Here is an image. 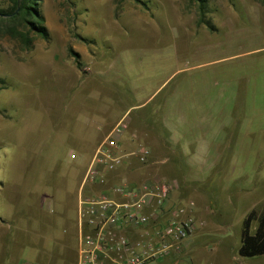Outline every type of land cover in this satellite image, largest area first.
Segmentation results:
<instances>
[{"label":"rangeland","instance_id":"rangeland-1","mask_svg":"<svg viewBox=\"0 0 264 264\" xmlns=\"http://www.w3.org/2000/svg\"><path fill=\"white\" fill-rule=\"evenodd\" d=\"M39 3L48 40L0 38V264H75L81 180L124 114L127 150L150 156L122 175L172 185L170 202L193 201L203 223L178 258L264 264L238 255L243 218L264 209V3L206 0L203 22L193 0ZM200 136L212 157L222 146L210 170L190 152Z\"/></svg>","mask_w":264,"mask_h":264},{"label":"built area","instance_id":"built-area-1","mask_svg":"<svg viewBox=\"0 0 264 264\" xmlns=\"http://www.w3.org/2000/svg\"><path fill=\"white\" fill-rule=\"evenodd\" d=\"M124 115L98 143L85 169L76 208L75 264H149L171 253L180 255L203 224L194 215L193 201L170 204L172 185L160 179L146 180L141 186L123 181L103 188L107 173L130 158L144 164L150 156L142 144L130 151L122 144L130 130ZM137 138L131 131V139ZM166 214L168 220L163 222Z\"/></svg>","mask_w":264,"mask_h":264},{"label":"trees","instance_id":"trees-1","mask_svg":"<svg viewBox=\"0 0 264 264\" xmlns=\"http://www.w3.org/2000/svg\"><path fill=\"white\" fill-rule=\"evenodd\" d=\"M40 0H0V38L17 42L23 51L33 48L35 38L48 40L49 33L40 11ZM199 3L200 21L203 22V9L206 0H193ZM264 3V0H256ZM3 15H9L7 17ZM68 54L80 69L78 54L68 48ZM4 80L0 79V88ZM1 220V219H0ZM238 255L242 258L264 256V209H251L241 223Z\"/></svg>","mask_w":264,"mask_h":264},{"label":"crops","instance_id":"crops-1","mask_svg":"<svg viewBox=\"0 0 264 264\" xmlns=\"http://www.w3.org/2000/svg\"><path fill=\"white\" fill-rule=\"evenodd\" d=\"M116 124V123H115ZM114 124V125H115ZM130 124H131V122H130ZM113 126V125H112ZM112 126H110L109 128H108V130L106 131V132H104L103 134H101V136H100V138H99V140L97 139V142H96V144H95V146H94V150H95V148H96V146L98 145V143L104 138V136L107 134V132L109 131V129L112 127ZM137 126L135 125V124H131L130 125V130L128 131V132H126L125 133V135L123 136V138H122V144L124 145V147L127 149V148H129L130 147V143L129 142H131L132 143V139H131V131H132V129L133 128H135V129H137L136 128ZM135 131V130H134ZM140 131V130H139ZM141 132V131H140ZM141 134H142V132H141ZM143 135V134H142ZM144 136H145V134H144ZM201 137V140H199V141H196V140H193V143H191L192 145H191V149H190V152H191V155L193 154H195V153H197V152H199L201 149L203 150V151H205V152H207V154L208 155H210L209 154V152H208V148L206 149V147H205V145L208 143V140H207V138H205L204 136H200ZM160 138V137H159ZM210 141H211V139H209ZM160 142V141H159ZM164 146H165V149L167 148L168 150H170V151H172V153L174 152H178V150H171L170 148H169V144L168 143H162ZM216 145V144H215ZM198 146V147H197ZM152 147V150L154 149L153 148V146H151ZM166 149V150H167ZM93 150V151H94ZM215 150L217 151V153L212 157L211 155V162H210V164H209V166H208V169L210 170V169H212L213 167H214V165H215V163L219 160V158L221 157V154H222V146H221V143L220 144H218V145H216V147H215ZM180 152V151H179ZM93 153V152H92ZM181 154V153H180ZM181 156L183 157V155L181 154ZM166 158H164V160H160L159 161V163L161 162H166ZM129 165V162H126L125 164H123V165H121L120 167H118L117 169H115L114 171H111V172H109V173H107V175H106V181H105V183H104V185H103V188H110V187H112V186H115V185H118V184H120L121 182H123V181H129V182H131V183H134V184H136L137 186H141V184L144 182V181H146V180H143V181H140V180H138V179H135V176L134 175H131V174H129V175H126V176H123L122 174H125L127 171H125L124 170V168L126 167V166H128ZM204 173V172H203ZM209 177V176H208ZM207 178V177H206ZM205 178V179H206ZM196 180V182H199V181H201V182H203V181H205L203 178H201L200 180L199 179H195ZM81 182H82V180H81ZM190 201V200H189ZM170 204H172L173 205V203L172 202H170ZM177 205V204H176ZM176 205H174V206H176ZM168 220V214H166L165 216H164V218H163V222L164 221H167ZM134 236V235H133ZM78 240V239H77ZM78 242V241H77ZM188 243V242H187ZM78 244V243H77ZM1 247H2V245H1ZM178 256L179 255H177V254H174V253H171V254H169V255H167L166 257H164V258H162V259H160L159 261H157V262H153V263H149V264H188V261H189V259L188 258H182V260L180 259V258H178ZM77 257H78V246H77V254H76V260H77ZM27 259V258H26ZM26 259H24L23 257H21V258H19V259H17V261H19V263H17L16 261H14V259L12 260V262L10 261V262H8V260H6L5 262H3L2 264H30V261H28V260H26ZM16 260V259H15ZM31 260H33V259H31ZM76 260H75V263H76ZM192 263V262H191Z\"/></svg>","mask_w":264,"mask_h":264},{"label":"water","instance_id":"water-1","mask_svg":"<svg viewBox=\"0 0 264 264\" xmlns=\"http://www.w3.org/2000/svg\"><path fill=\"white\" fill-rule=\"evenodd\" d=\"M3 16L7 17V16H9V15H3Z\"/></svg>","mask_w":264,"mask_h":264}]
</instances>
